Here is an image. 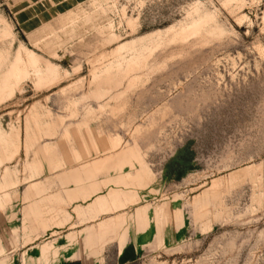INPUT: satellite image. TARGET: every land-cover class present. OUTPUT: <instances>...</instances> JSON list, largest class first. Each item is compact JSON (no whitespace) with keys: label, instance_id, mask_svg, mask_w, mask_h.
<instances>
[{"label":"rangeland","instance_id":"rangeland-1","mask_svg":"<svg viewBox=\"0 0 264 264\" xmlns=\"http://www.w3.org/2000/svg\"><path fill=\"white\" fill-rule=\"evenodd\" d=\"M11 63L0 264H264V0H0Z\"/></svg>","mask_w":264,"mask_h":264},{"label":"bare ground","instance_id":"bare-ground-1","mask_svg":"<svg viewBox=\"0 0 264 264\" xmlns=\"http://www.w3.org/2000/svg\"><path fill=\"white\" fill-rule=\"evenodd\" d=\"M205 16V15H204ZM203 16V17H204ZM203 17H200V15H198V17L196 18V19H192L189 23H185V24H183V25H180V27H178L179 29V31L178 30H176L177 31V35H178V32L179 33H183L184 34V32L185 33H187V32H189V33H194V32H196L197 30H199V29H197V27L199 28L200 26V29H204L205 30V33H209V34H211L212 32H214V30L216 31V30H218V31H220V32H222V30H220V28L218 27V26H216V27H211L210 25V27L207 25V20L205 21V23L203 24V22H204V20L203 21H201V18H203ZM206 17H210V19H212L211 18V16H206ZM205 18V17H204ZM207 19V18H206ZM210 19H208L209 21H210ZM209 21H208V23H209ZM212 21V20H211ZM180 24H182V23H180ZM179 25V24H178ZM208 26V27H207ZM218 27V29H216ZM174 28V26L172 25V27H170V29H173ZM169 29V30H170ZM176 29V28H175ZM174 29V30H175ZM187 31V32H186ZM174 33H175V31H174ZM174 33H172V34H174ZM188 33V34H189ZM215 33V32H214ZM213 33V34H214ZM218 33V32H217ZM191 34V35H192ZM185 35V34H184ZM183 35V36H184ZM187 35V34H186ZM182 36V37H183ZM188 36V35H187ZM186 36V37H187ZM190 36V35H189ZM185 38V37H184ZM23 67L22 66H16L15 65V63H11L9 66H8V68L6 69V70H4L5 71V74L2 76V77H0L1 79H0V89H4V88H6V87H8L10 84H11V80L12 79H17L18 78V76H19V73L21 72V71H23ZM40 79H43L42 77H40Z\"/></svg>","mask_w":264,"mask_h":264},{"label":"crops","instance_id":"crops-1","mask_svg":"<svg viewBox=\"0 0 264 264\" xmlns=\"http://www.w3.org/2000/svg\"><path fill=\"white\" fill-rule=\"evenodd\" d=\"M64 262H65V259H64Z\"/></svg>","mask_w":264,"mask_h":264}]
</instances>
